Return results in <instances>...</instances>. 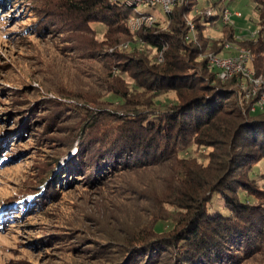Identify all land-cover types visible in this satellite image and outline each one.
I'll return each instance as SVG.
<instances>
[{"label": "rangeland", "instance_id": "rangeland-1", "mask_svg": "<svg viewBox=\"0 0 264 264\" xmlns=\"http://www.w3.org/2000/svg\"><path fill=\"white\" fill-rule=\"evenodd\" d=\"M211 1L202 0L185 19L195 24L194 37L190 41L202 45L200 38H206L210 43L198 60H206L207 64L212 57H235L241 50L248 49L242 43L261 29L254 2L233 0L227 8L240 12L242 17L232 18L236 39H229L224 27L232 25L223 23L225 26L209 27L204 23L211 19L204 18ZM219 1L220 9L224 3ZM5 2L7 6H4ZM49 3V0H24L22 3L0 0V264H135L137 254L148 252V247L153 251L144 256L142 264H176L177 240L182 231L175 228L173 219L185 214L169 205L171 199L183 200V195L179 194L172 198L176 188V184H171L172 174L177 171L153 166L149 171L127 173L120 167L95 181L93 169L89 177L83 168L65 175V168L68 167L70 172L77 166L74 163L79 157L80 144L90 143L100 134L91 130L81 138L77 137L71 149L64 147L72 140L75 130H70L74 127L72 124L78 122L76 116H82L78 123L82 128L88 115L86 112L99 115L109 110H114L115 114L127 111L120 105V99L106 91L109 88L106 77L114 62L90 59L88 49L94 44L102 51L108 50L100 44L106 40L107 28L92 23L90 35L78 36L67 27L59 26L55 10ZM176 5L180 4H175L173 9ZM47 8L52 15L44 14L43 10ZM138 10L154 14L155 22L166 17L160 5L140 6ZM200 17L203 23H196ZM159 22L161 30L169 29L167 20ZM186 28L188 32V23ZM131 32L135 38L121 37V52H139L135 56L143 55L141 58L153 64L163 62L162 53L137 37L138 32ZM212 44L220 49L214 46L210 50ZM249 66L252 68V63ZM118 69L114 71L116 74H119ZM117 81L113 80L114 83ZM119 81L131 88L134 100L141 104L146 102L144 100L153 103L146 105L149 109L138 108L140 113L177 102L173 92H148L139 88L134 80ZM110 82L113 84L111 79ZM243 85L251 88L248 80L240 84L241 90ZM99 102L105 103L99 105ZM109 120L113 122V119ZM63 149L68 152L61 154ZM213 151L211 147L195 145L179 158L206 167ZM247 164L244 159L241 168L237 166L239 174H243ZM253 164L250 176L261 190L258 198L262 200L264 159ZM53 185L55 191H52ZM228 196L233 197L230 192ZM31 199L39 204L35 206ZM253 200L246 203L259 204ZM208 209L216 219L229 215L220 193L213 196ZM246 210L248 212L242 211V215L247 218L249 214H257L254 207L249 206ZM237 216L238 213L232 223L237 222ZM254 243L251 254L235 252L232 256L235 264H264V235ZM162 249L168 250L173 258L163 255ZM182 255L186 257L187 252Z\"/></svg>", "mask_w": 264, "mask_h": 264}, {"label": "trees", "instance_id": "trees-1", "mask_svg": "<svg viewBox=\"0 0 264 264\" xmlns=\"http://www.w3.org/2000/svg\"><path fill=\"white\" fill-rule=\"evenodd\" d=\"M18 1L22 3L24 0ZM49 1L50 7L55 10L59 26L67 27L78 36L90 35L92 23L107 28L106 40L98 44L104 45L108 50L102 51L99 45L94 44V47L88 49L90 59L114 62L106 77V83L109 84L106 91L120 99V105L127 111L125 114L120 111L115 114L114 110H109L110 112L99 115L86 112L88 115L85 116L82 128L78 125L82 116H76L78 122L72 124L74 127L70 130H75L72 140L68 145L65 143L64 147L71 149L77 137L81 138L91 130L100 134L90 143L80 144L79 157L74 163L77 166L72 167L70 172L68 167L65 168V175L74 174L76 170L83 168L82 171L89 177V172L93 169L95 181L99 176L120 167L127 173L149 171L153 166L170 167L177 171L172 174L171 184H176L172 198L179 194L183 195V200L171 199L169 205L185 211V214L173 219L175 228L182 231L177 240L179 244L175 246L178 251L175 256L176 264H235L232 258L235 252L253 253L252 246L256 244L254 241L264 235V196L262 200L259 199L261 190L250 176L253 163L264 159V111H251L255 100L247 99L240 89V84L245 80L243 77L223 82L215 72L208 69L206 60L198 61L200 53L207 50V45L210 44L206 38L202 40L199 37L203 41L202 45L186 40V16L202 0H189L186 5H176L165 18L138 31L137 37L146 41L154 51L163 54V62L160 64L149 63L141 58L143 55L135 56L139 52L128 54L119 49L123 43L120 41L121 37L130 39L136 36L128 26V20L136 9L127 6L123 0ZM252 1L261 29L255 38L244 40L242 45L253 52L252 69L256 75L264 77V0ZM211 2L208 5L218 10L220 1ZM48 10H43L44 14L52 15ZM202 17L195 22L203 23ZM161 20L169 23L167 31L161 30ZM204 23L209 27L225 26L219 15L204 20ZM224 28L228 33L227 37L235 40L236 30L233 26ZM214 44L210 50L214 46L219 50L220 47ZM113 47L114 51H109ZM115 69L119 70V74L114 72ZM110 79L112 82L115 79L118 81L112 84ZM119 79L134 80L138 82L139 88L148 92H173L177 102L172 106H163L162 109L143 110L140 113L138 108L149 109L147 106L153 103L144 100L146 102L141 104L139 100H134L131 88L122 84ZM104 103L99 102V105ZM109 119H113L115 123H110ZM99 126L103 127L100 128L103 129L101 132ZM195 145L214 149L206 167L199 166L196 161L179 158L181 153ZM67 152L68 150L63 149L60 153ZM244 159L248 164L241 175L239 169ZM167 183H170V179ZM52 191H55L54 185ZM229 192L233 195L232 198L228 196ZM217 193L221 194L229 215L216 219L211 216L208 203ZM253 199L259 204L253 206L246 203L248 200L254 201ZM31 200L35 206L39 204ZM249 206L257 210L256 216L255 213L249 214L248 218L242 215V211L248 212L246 208ZM237 213L240 217L237 216V222L232 223ZM225 221L231 224H226ZM148 248L153 251V248ZM149 251L140 252L143 253L142 256L137 254L135 264H142ZM186 252L184 257L182 254ZM161 253L171 257L168 250L162 249Z\"/></svg>", "mask_w": 264, "mask_h": 264}, {"label": "built area", "instance_id": "built-area-1", "mask_svg": "<svg viewBox=\"0 0 264 264\" xmlns=\"http://www.w3.org/2000/svg\"><path fill=\"white\" fill-rule=\"evenodd\" d=\"M115 1V0H113ZM125 4L129 7L135 8V15L128 20V26L131 31L138 32L143 27H151L155 24L157 17L151 13L139 12L138 8L142 7H151L160 5L163 13L166 15L170 14L175 4H187L189 0H123ZM185 1V2H184ZM224 5L220 9L215 10L211 6L207 8L206 17L212 18L214 16H220L222 22L225 25H233V17H242L240 12H232L227 8L229 3H232L233 0H222ZM177 2V3H176ZM200 13V10H198ZM188 23V32L186 34V40L190 41L194 37V28L195 24ZM258 32H253L250 34L249 38H255ZM253 62V52L251 49H243L235 57L230 58H219L218 56L212 57L208 63L210 70H214L216 76L221 81L232 80L239 76L243 77L245 80H248L251 88L246 85H243V90L245 97L247 99L254 98L255 103L251 108L252 112L258 110L264 111V80L262 76H257L255 71L249 66ZM261 94L260 98H258Z\"/></svg>", "mask_w": 264, "mask_h": 264}, {"label": "clouds", "instance_id": "clouds-1", "mask_svg": "<svg viewBox=\"0 0 264 264\" xmlns=\"http://www.w3.org/2000/svg\"><path fill=\"white\" fill-rule=\"evenodd\" d=\"M4 4H5L4 6H7V5H8V3H7V2H5Z\"/></svg>", "mask_w": 264, "mask_h": 264}, {"label": "water", "instance_id": "water-1", "mask_svg": "<svg viewBox=\"0 0 264 264\" xmlns=\"http://www.w3.org/2000/svg\"><path fill=\"white\" fill-rule=\"evenodd\" d=\"M258 111H260V110H258Z\"/></svg>", "mask_w": 264, "mask_h": 264}]
</instances>
